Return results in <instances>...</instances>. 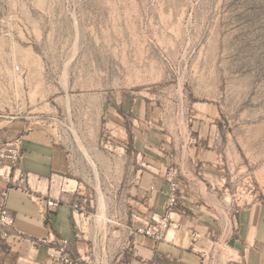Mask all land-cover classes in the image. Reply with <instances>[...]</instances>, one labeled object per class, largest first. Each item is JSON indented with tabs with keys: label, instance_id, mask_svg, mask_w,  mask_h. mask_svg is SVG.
<instances>
[{
	"label": "crops",
	"instance_id": "obj_1",
	"mask_svg": "<svg viewBox=\"0 0 264 264\" xmlns=\"http://www.w3.org/2000/svg\"><path fill=\"white\" fill-rule=\"evenodd\" d=\"M95 96L99 100L87 113L95 123L79 129L94 139L78 137L61 121L24 131L15 122L0 133V147L20 135L23 140L15 166L0 160V202L7 191L15 218L1 261L50 264L52 242L37 241L63 237L74 251L92 253L93 264H264V199L256 188L239 193L242 169L227 172L226 164H238L239 156L227 158L216 103L180 106L166 114L167 123L147 97L109 89ZM171 168L179 182L172 214L178 228L162 241L132 233L127 225L133 213H165ZM83 196L94 203L86 205L91 216L77 237L72 206ZM50 198L59 204L44 216Z\"/></svg>",
	"mask_w": 264,
	"mask_h": 264
},
{
	"label": "rangeland",
	"instance_id": "obj_2",
	"mask_svg": "<svg viewBox=\"0 0 264 264\" xmlns=\"http://www.w3.org/2000/svg\"><path fill=\"white\" fill-rule=\"evenodd\" d=\"M101 89L149 98L167 123L216 103L239 156L227 172L264 199V0H0V133L61 121L82 137Z\"/></svg>",
	"mask_w": 264,
	"mask_h": 264
},
{
	"label": "built area",
	"instance_id": "obj_3",
	"mask_svg": "<svg viewBox=\"0 0 264 264\" xmlns=\"http://www.w3.org/2000/svg\"><path fill=\"white\" fill-rule=\"evenodd\" d=\"M22 142L23 140L21 135L4 142V144L0 147V160L7 161L11 165L15 166L22 156ZM176 174V168H171L167 174V179L170 183V191L165 213L161 214L154 212L151 215L133 213L132 223L127 225V228L132 233L142 234L157 241H162L168 239L171 230L178 228L179 222L172 216L174 212L178 211L179 206V182ZM62 184H64V182H62ZM247 189L248 188L244 189L242 194H249L253 192L255 187L252 186L248 189V192H246ZM7 196L8 192H3L0 202V249L1 244L12 235L15 223L14 215L7 206ZM93 203L94 199L83 196L82 202H76L72 206V215L75 220L77 237H80L81 234H83L86 226V220L88 216H91V212H89L86 205L88 204L93 206ZM58 204L59 202L56 198L48 199L42 208L43 215L47 216L49 211L55 208ZM237 206L240 207L241 204L238 203ZM93 214L96 215L95 213ZM198 236L199 234L195 233L196 239ZM37 242H52L49 246L50 264H93V254L81 252L80 250L74 251L71 247V241L68 238L59 237L53 241L50 238H41L38 239ZM227 245V242L223 243V250L226 249ZM0 264L13 263L0 260ZM211 264L215 263L212 262Z\"/></svg>",
	"mask_w": 264,
	"mask_h": 264
}]
</instances>
